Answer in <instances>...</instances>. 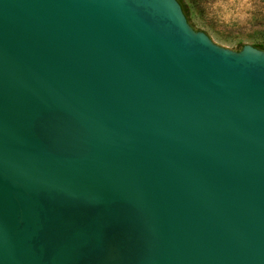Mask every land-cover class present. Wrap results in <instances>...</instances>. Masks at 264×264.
<instances>
[{
    "label": "water",
    "instance_id": "95a60500",
    "mask_svg": "<svg viewBox=\"0 0 264 264\" xmlns=\"http://www.w3.org/2000/svg\"><path fill=\"white\" fill-rule=\"evenodd\" d=\"M0 264H264V50L178 0H0Z\"/></svg>",
    "mask_w": 264,
    "mask_h": 264
},
{
    "label": "rangeland",
    "instance_id": "374dc122",
    "mask_svg": "<svg viewBox=\"0 0 264 264\" xmlns=\"http://www.w3.org/2000/svg\"><path fill=\"white\" fill-rule=\"evenodd\" d=\"M190 24L217 45L237 50L254 46L264 31V0H192Z\"/></svg>",
    "mask_w": 264,
    "mask_h": 264
},
{
    "label": "trees",
    "instance_id": "16d2710c",
    "mask_svg": "<svg viewBox=\"0 0 264 264\" xmlns=\"http://www.w3.org/2000/svg\"><path fill=\"white\" fill-rule=\"evenodd\" d=\"M178 1L181 4L186 17L188 18V21L191 22L196 2L192 0H178ZM262 35L263 36L261 39H256L254 47L264 50V31L262 32Z\"/></svg>",
    "mask_w": 264,
    "mask_h": 264
}]
</instances>
